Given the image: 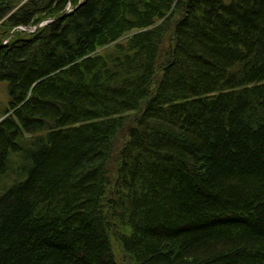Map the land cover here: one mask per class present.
Masks as SVG:
<instances>
[{"label": "trees", "instance_id": "obj_1", "mask_svg": "<svg viewBox=\"0 0 264 264\" xmlns=\"http://www.w3.org/2000/svg\"><path fill=\"white\" fill-rule=\"evenodd\" d=\"M0 83V264H264V0H0Z\"/></svg>", "mask_w": 264, "mask_h": 264}, {"label": "rangeland", "instance_id": "obj_2", "mask_svg": "<svg viewBox=\"0 0 264 264\" xmlns=\"http://www.w3.org/2000/svg\"><path fill=\"white\" fill-rule=\"evenodd\" d=\"M67 9L69 10L70 7L68 6ZM31 29H33V28H31ZM31 29H29L28 31H30ZM7 102H8V95H7L6 84L0 83V111L7 105ZM118 256L121 257V255H118Z\"/></svg>", "mask_w": 264, "mask_h": 264}, {"label": "bare ground", "instance_id": "obj_3", "mask_svg": "<svg viewBox=\"0 0 264 264\" xmlns=\"http://www.w3.org/2000/svg\"><path fill=\"white\" fill-rule=\"evenodd\" d=\"M67 11H69V10H68L67 7H66V12H67Z\"/></svg>", "mask_w": 264, "mask_h": 264}]
</instances>
